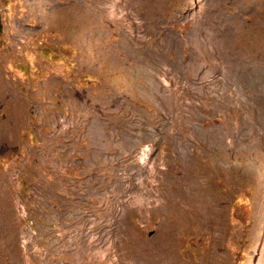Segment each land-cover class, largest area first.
<instances>
[{
  "label": "rangeland",
  "instance_id": "obj_1",
  "mask_svg": "<svg viewBox=\"0 0 264 264\" xmlns=\"http://www.w3.org/2000/svg\"><path fill=\"white\" fill-rule=\"evenodd\" d=\"M136 1L0 0V264H264V0Z\"/></svg>",
  "mask_w": 264,
  "mask_h": 264
},
{
  "label": "bare ground",
  "instance_id": "obj_2",
  "mask_svg": "<svg viewBox=\"0 0 264 264\" xmlns=\"http://www.w3.org/2000/svg\"><path fill=\"white\" fill-rule=\"evenodd\" d=\"M150 1V0H149ZM143 2H145V1H143ZM145 4V3H144ZM143 4V5H144ZM136 6H140V8H141V0H140V4H139V2H137L136 1V4H135ZM142 5V6H143ZM147 6V5H146ZM145 8V7H144ZM149 8V7H148ZM146 9V8H145ZM145 14V13H144ZM146 15H148V13H146ZM7 96V95H6ZM190 201V200H189ZM181 202V201H180ZM188 203V202H187ZM177 204V203H176ZM182 204V203H181ZM178 205V204H177ZM179 206V205H178ZM174 207V206H173ZM185 207H186V205H185ZM184 208V207H183ZM178 211V210H177ZM174 212H175V210H174ZM185 212V211H184ZM196 212L197 213H193V217H192V220H193V222L194 223H198L200 226H202V224H203V222L200 220L201 218H202V212L199 210V209H197V207H196ZM183 214V213H182ZM186 214V213H185ZM178 215V214H177ZM188 215V214H187ZM174 216V215H173ZM180 217V216H179ZM172 219H175V218H173L172 217ZM180 220V219H179ZM177 221V223H174V224H176V225H178V224H180V225H182V226H184L185 225V223H184V221L183 220H180V221ZM172 221V220H171ZM179 222V223H178ZM199 222H201V224L199 223ZM173 225V224H172ZM174 226V225H173ZM179 227V226H178ZM187 227V226H186ZM190 228V227H189ZM175 238H177V233L175 234L174 233V231H173V234L171 235H167L165 238H163V243H162V245H165V247H164V249L165 248H167V249H169V250H165V252H164V256L165 257H162V256H160L159 255V257L157 258V256H156V258L159 260V261H157V260H155L154 259V256H152V255H150L149 254V256H151V261H150V264H183V262H181V261H179V259H178V257L176 258V253H174V251L172 250V248H170V245L169 244H172L173 243V241H174V239ZM65 246H67V245H65ZM69 246V245H68ZM64 247V246H63ZM62 248V247H61ZM60 248V249H61ZM63 249V248H62ZM163 249V248H162ZM160 250H161V248H160ZM66 251V250H65ZM154 251V250H153ZM166 253V254H165ZM156 255V254H155ZM73 256V255H72ZM214 256V255H213ZM212 256V257H213ZM216 256V255H215ZM61 257L62 258H67V252H63V253H61ZM76 257V256H75ZM75 259V258H74ZM160 259H162V261L160 260ZM215 259V258H214ZM66 260V259H65ZM212 260V259H211ZM223 257H219L218 259H216V261H214V264L216 263V264H219V263H222L223 262ZM209 261V260H208ZM211 262V261H210ZM211 264V263H210Z\"/></svg>",
  "mask_w": 264,
  "mask_h": 264
}]
</instances>
